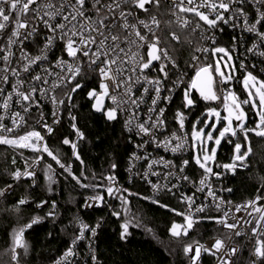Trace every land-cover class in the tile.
Segmentation results:
<instances>
[{
	"label": "snow or ice",
	"instance_id": "obj_1",
	"mask_svg": "<svg viewBox=\"0 0 264 264\" xmlns=\"http://www.w3.org/2000/svg\"><path fill=\"white\" fill-rule=\"evenodd\" d=\"M245 5H250L255 11V19H249V11ZM203 9H206L204 11ZM143 14V18H141ZM185 14H193L198 17V21L193 23ZM165 16L171 19H164ZM207 25V28H203ZM238 23L242 31L253 33L257 38L246 51L264 57V0H0V109L3 115H0V144L9 145L13 148H28L35 152H40L32 165L26 161L25 170L19 169L11 173L14 180L19 181L23 178H32L34 180L36 172L34 165L43 159V153L51 157L62 169L71 174V166L61 163L58 155L48 147L45 137L40 131L35 129L27 131L23 135L12 136L9 134L16 132L27 123V117L30 116L32 109H37V124H40L48 135L54 131V125L61 122L60 107L64 106L66 101L69 107L72 103V94L83 85L76 83L63 97H59L56 90L70 84L82 75L83 68L86 66L90 71L98 73L100 80L99 91L92 89L87 93L89 99L94 100L93 108L97 112H102L109 121L116 120L118 113L127 112L128 117L125 120V128L129 132H135L138 136H147L148 140H143L136 147L144 148L149 143H155L156 146L163 147L165 151L177 153L188 144L189 136L187 133L178 135L173 132L171 136L165 137L163 141L158 140L157 132L165 127V108L159 107L160 101L172 102V93L175 88L184 83L183 77L186 72L180 71V66L175 57L171 54V41L180 42V36L172 30L173 26H179L182 29H189L191 32L200 31L201 40H210L216 45L215 32H223L221 25H230L236 28ZM212 31L211 36L205 35ZM38 38L43 39V45L39 47L38 55H31L28 45L36 42ZM237 38L233 37V48L230 51L227 47L214 46L212 48L197 46L194 53L206 55L211 52L215 57L217 54H223L215 60V64H205L201 62V56L193 54L189 66L194 68V76L183 92V107L191 110L195 106V100L192 98V90L199 92L204 101L221 100L222 110L218 108H208L205 113L197 117L192 124L190 134L191 147L195 153L193 159L195 163L203 170V176L199 181L200 187L197 191L207 190V197L212 198L215 209L223 211L219 217L197 216L204 213L208 204L195 205L193 196L181 195L182 203L186 204L184 212L170 209L176 215L183 218V223L173 222L169 232L172 237L179 238L188 236L194 225L202 220H214L216 223L229 229L226 238L217 237L211 247L201 244L199 241L185 244L183 251L189 256L190 264H198L202 253L214 256L217 264H234L232 257L239 251L238 246H229L226 243L231 242L233 235L241 236L246 233L236 231L243 225L255 226L251 228L252 236L255 237V244L252 255L255 260H250L249 264H261L264 261V193H260L253 200L247 201L243 205H235L236 213L244 211L251 219L245 217H236L232 215V209H223V205L230 201H224L218 197L216 191L209 183V178L215 176L219 178L222 173L214 172L210 165L222 167L226 171L235 173L237 168H247V159L252 154L249 136L254 134L257 137L264 138V80H260L247 66L241 62L240 68L244 70L241 84L247 97L241 99L231 87H222L220 94L214 90L213 85L218 78L220 85H230L236 78V65L233 63V52ZM190 43V41H189ZM63 46L64 52L71 60H65L58 57L52 68L59 69L53 71L52 68L43 67L44 62L48 61V53L55 48ZM18 50L19 55L17 56ZM223 63V68L221 64ZM41 67L42 71L32 75L33 66ZM169 68L176 72L177 79L171 81L172 88L165 89V81L170 80ZM255 68V65H253ZM149 71H158L162 75L149 77ZM264 71V69H261ZM27 73V76L23 74ZM53 77V79H49ZM110 82V83H109ZM141 85L142 92L136 95L140 89H135V85ZM5 85H10L11 90L6 91ZM147 85V86H145ZM168 91V96H163V91ZM154 93V95H152ZM145 96L151 97V104L147 109L146 119H140L139 108L145 103ZM105 98L112 102V107H105ZM47 99L54 107L51 113L52 124L47 122L43 112V100ZM18 105L19 111H12V108ZM245 106H249L255 113L257 119L254 127H248V113ZM221 111L226 113L221 115ZM23 113V114H22ZM71 124L78 140L84 138L75 124L76 117L71 115ZM11 120L12 126L4 123L5 118ZM175 119L179 123L181 130L185 127L187 116L177 110ZM235 122V124H234ZM222 127H218L221 125ZM202 125V127H200ZM208 129V131H205ZM218 133V134H217ZM242 136L244 143L234 142L232 137ZM222 141L233 145V156L231 163L220 165L216 163L217 149ZM43 142V143H42ZM175 142V143H173ZM211 145L210 146V143ZM62 143L70 145L73 155L77 160L80 159L77 150L78 145L64 138ZM247 145V147H246ZM144 159L149 160L148 155L139 156L135 153L130 158L128 171L133 173L135 164L131 161ZM13 163L15 161L13 160ZM83 163V161H81ZM189 164L188 160L182 162L179 172L183 173L184 168ZM155 165H162L166 169L174 167L171 161H165L162 157L152 159L148 162V171L144 172L143 178L151 185L154 196L160 191L166 190L172 192L177 188L176 184L153 183L149 177L158 176L160 173L152 171ZM113 164L112 168L115 169ZM31 169V170H29ZM52 165L46 166L45 175L49 183H55ZM136 174V173H133ZM176 174L169 171L164 175L168 180ZM73 179L80 183L79 178L73 176ZM109 181L104 187L102 184L84 185L81 187H92L98 189L104 187L107 195L121 202V207L127 213L128 195H138L130 193L125 188L113 187L116 183L114 175L105 177ZM182 180H188L189 177L182 175ZM264 180V177L261 178ZM13 185L9 184L4 189H0V197H4L6 192ZM231 191V189H226ZM143 199H152L153 203L159 204V200L153 197H142ZM28 203L26 199H20L14 206V210L19 212L20 206ZM47 201L41 202L38 207L43 206ZM106 203L104 195L99 191L96 195L88 197L85 202L86 208L102 207ZM167 207V205H161ZM55 202L52 203V211L49 216H55ZM251 209V211H249ZM112 215L119 218L121 212L112 211ZM41 217H33L27 224L13 230L12 233V260L19 264L18 249H22L25 254L28 251V244L25 240V232L34 224L41 221ZM229 219L234 222L229 223ZM74 224L78 227V233L72 240V246L69 247L56 264H69L68 258L75 255L74 247L80 241L86 238V233L95 237L99 223L94 227L87 224L80 217L74 218ZM142 226L138 222L133 224L130 218H126L120 225L121 239L130 235L129 228ZM151 231V229H147ZM92 251L91 259L96 264L97 257ZM222 253V254H221Z\"/></svg>",
	"mask_w": 264,
	"mask_h": 264
},
{
	"label": "trees",
	"instance_id": "obj_2",
	"mask_svg": "<svg viewBox=\"0 0 264 264\" xmlns=\"http://www.w3.org/2000/svg\"><path fill=\"white\" fill-rule=\"evenodd\" d=\"M164 19L170 18L165 16ZM172 30L180 36V42L171 41L174 50L170 49V52L180 68L186 69L191 63V56L195 54L194 50L199 42L194 34L176 25ZM212 57L213 55H210L208 60ZM81 84L83 87L75 94L72 106L69 107L67 102L65 103L62 125L48 143L61 163L71 166V174L62 169L51 157L46 156L38 175L36 188H31L29 181L23 180L8 197L0 201V264H17L12 260L11 252L13 230L27 224L37 216L42 218L41 221L24 234L28 244L27 254L22 249L17 250L19 264H50L68 247L75 236L74 218L80 215L84 198L97 192L92 187H81V184H102L104 177L109 173H115L121 178L124 176L132 149L122 122L119 117L109 121L103 113L94 110L93 100L89 99L87 93L93 88L98 91L95 73L86 71ZM237 91L244 99L247 97L243 87L237 86ZM183 92L184 90L179 93L169 110L167 131L191 133L195 118L212 106L221 107V100L204 101L199 92L193 90L192 98L196 102L195 106L191 110L186 109L183 107ZM245 107L249 113L248 127H254L257 117L249 106ZM177 110L187 116L183 130L179 128V123L175 119ZM69 111L76 117V127L84 134V138L77 143L79 160L73 155L71 146L62 143L64 138L74 143L77 138L71 127L73 121L70 119ZM232 140L244 143L242 136L232 137ZM249 140L252 154L247 159L248 167L227 177L226 185L231 189L228 195L236 202L253 198L258 189L264 193V180L261 179L264 177V138L250 134ZM15 153L17 151L0 145V188L11 181V173L14 169L11 158ZM232 156L233 145L223 141L216 163L230 162ZM193 157L194 153L190 159L193 160ZM49 164L52 165L51 174L55 180V183L51 184V191H49V183L45 175L46 166ZM113 164L116 165L115 169L112 168ZM73 176L79 178L80 183H77ZM132 188L138 193L146 190V187L139 183L137 187ZM20 198H26L32 202L20 206L17 212L14 206ZM44 198L57 202L55 216L48 215L47 207H35L34 203ZM161 205H167V207H161ZM173 206L179 207L174 199L167 196L162 197L159 204L136 197L128 199L127 213L121 207V202L115 204L113 210L121 212L119 218L103 209L85 213L86 218L91 222L103 223L98 243L99 264H187V255L183 251L184 245L208 237L209 234L205 231L208 226L199 225L188 238L172 237L169 229L174 221L179 220V217L169 209ZM126 218H130L133 224L138 222L142 226H130V235L121 239L120 225ZM261 264H264V261Z\"/></svg>",
	"mask_w": 264,
	"mask_h": 264
},
{
	"label": "built area",
	"instance_id": "obj_3",
	"mask_svg": "<svg viewBox=\"0 0 264 264\" xmlns=\"http://www.w3.org/2000/svg\"><path fill=\"white\" fill-rule=\"evenodd\" d=\"M245 7L249 11V19L254 20L255 19L254 9H252L250 5H245ZM203 10L206 11V9H203ZM185 15H187L188 18L193 21V23L198 21V17H195L193 14H185ZM141 18H143V14H141ZM169 18L171 19V17H169ZM200 23L202 24L203 28H205V29L207 28V25H203V22H200ZM221 27H223V29H224L223 32L216 31L214 33L215 38H216V45H213L210 40H201L200 39V35H201L200 31L193 33L189 29H182L180 27L179 28L182 30H185V31H189L190 33L194 34L197 37V40L199 42V43L197 42L198 43L197 46H204V47H208V48H212L214 46H223V47H227L231 51L233 48V37L237 38V41L235 44L236 50L233 52V57H234L236 67H237V74L235 75L236 78L231 82L230 85H223L222 86L218 83V90L220 93V89L222 87H231L232 90L241 99H244L237 91V86L242 87L241 80H242V77L244 75V70L240 68V64H241V62H243L247 66L248 71H251L252 73H256L264 79V71H261V69H264V57H261L259 55H254L253 53H249L246 51L254 43H257V38L255 37V34L242 31V27L239 23H238L236 28H233L230 25H221ZM261 31H264V29H261ZM212 34H213L212 31H208L205 33V35H208V36H211ZM42 45H43V39L42 38H38L36 40V42L29 44L28 50H29L30 54L31 55H38L39 54V47H41ZM261 50H264V48H261ZM14 51H17V56H18L19 55L18 50L14 49ZM195 54L198 56H201V62L202 63L206 62L208 60L209 56L212 55L211 52L207 53L206 55L198 53V52ZM219 55L221 56V54H219ZM58 57H63V59L69 60V61L71 60V58H69L67 56V54L64 52L63 46L61 45V46L55 48L52 52L48 53V61L44 62L43 67L52 68V65L55 64L56 59ZM189 65L186 69L180 68L181 72H186L187 74L184 75V77H183L184 83L180 84L179 87L175 88L174 92L172 93V96H173L172 102L167 103L166 101H163V100L159 102V107L166 109L165 114H164L165 120H166L165 127L163 129H161L159 132H157V138L160 141H163L165 137H169L173 133L172 131H167V125H168L167 124V117H168V113H169L170 108L172 107L173 103L176 100V97L179 95V93L182 90H184L186 88V85L191 80L192 75L194 76V68L189 66ZM253 65H255V68H253ZM0 66H2V65H0ZM52 70L53 71H59V69H56V68H52ZM41 71H42L41 67H37L34 65L31 74L35 75L36 73H39ZM86 71H90V70L86 66H84L81 76H78L76 78V80H73L70 84H66L65 87L58 88L56 90L58 96L63 97L65 95V93L70 92L71 88L76 83L81 84V79L83 77V74ZM93 73H95V75L97 77L98 91H99L100 80L98 77V73H96V72H93ZM147 74L149 75V77H155L158 75H162L158 71H149ZM23 75L27 76L28 74L24 73ZM169 75H170V80L165 81V84H164L165 89L172 88L171 81H175L177 79L176 72L174 70H172L171 68H169ZM49 79L51 80V79H53V77H49ZM145 86H147V85H145ZM5 89H6V91H10L11 86L5 85ZM135 89H140V91L136 92V95L139 96L142 92L141 85H139V84L135 85ZM152 95H154V93H152ZM162 95L168 96L169 92L165 90L162 92ZM145 101L146 102L141 104V106L138 110L140 119H146L147 109L151 104V97L145 96ZM93 103H94V100H93ZM104 103H105V107H112L113 106L112 102L107 98H105ZM64 106L60 107V112L62 115L61 122L59 124L54 125V131L51 135H48L46 133V130H44L40 124L36 123V120L38 119L37 109L33 108L30 116L26 118L27 123L22 128L18 129L16 132L9 134L10 138L12 136L23 135L27 131L35 129L36 131L41 132V134L45 137V141L47 142V145H48L49 140L56 134L57 130L62 125L63 115H64ZM53 107L54 106L47 99L43 100V112H44V114L47 118V122L49 124H52L51 113L53 111ZM19 110L20 109H19L18 105H15L12 108V111H19ZM0 115H3L2 109H0ZM118 117L120 118V120L122 122L123 129L127 135L129 143L131 144L132 151H131V155L129 157L123 178H121L119 175H117L115 173H109L105 176V177H107L108 175H114L115 176L116 183L113 185L114 188L115 187L125 188L130 193H137L138 194V195H128V193H124V195L127 196V199H132V198L138 197V199H141V200H144L147 202H151V203H153L152 199H143L142 197H153L154 199L159 200V202H160L161 198L164 196L171 197L172 199L175 200V202H177L179 207L173 206V207H170L169 209H176L177 211H180V212H184L186 209V204L181 202V199H180L181 195L183 194L185 196H190V197L194 195L195 205L193 206V210H194L195 206H197V205H203V204L209 205V208L204 213H199V214H197V216L219 217V216L223 215V211L218 212L215 209V207L212 206L213 201H212V198L207 197V190H205L203 192L197 191V188L200 187L199 181L203 176V170L200 171V169H198V167L196 166L194 159L193 160L190 159V156L194 153V151L191 147V140H190V134L191 133H189L187 131H179V132L174 131L178 135H184L185 133H187L189 136L188 144L185 146L184 149H182L181 151H178L177 153H172L170 150L165 151L163 147L158 148L155 143H149V144L145 145L144 148L138 149L136 146L138 144H141L143 142V140H148V137L147 136H143V137L138 136L135 134V132H129L125 128V120L128 117L127 112L118 113ZM4 123L6 125H8L9 127L12 126L11 120L7 119V117L5 118ZM173 143H175V142H173ZM0 145H4V144H0ZM48 147H49V145H48ZM134 153L136 155H139V156H144L147 154L149 157L148 161H146L144 159H141L138 161H131V163L135 164V168L133 169V173H136V174L130 173L128 171L129 166H130V158L133 156ZM40 155H41L40 152H35V151H32L31 149H28V148H22L21 151H17V153H15L11 158V165L14 168L12 173L17 169L24 171L25 166H26V161H27L28 165H32L33 160L37 156H40ZM46 156H48V155L46 153H43V159L40 160V162L38 164L33 166L35 168V172H36L34 180L32 178H23L22 177L19 181H17V180H14L12 178V175H11V181L9 183H7L5 186L1 187L0 189L6 188V186L9 184L13 185V187L6 192V195L4 197H0V201L5 199L6 197H8L15 190L16 186L20 182H22L23 180H28L30 187L36 188L38 175H39V172L41 170L42 164H43ZM161 157L165 161H171L173 163L174 167H172L171 169H166L162 165H155L152 168V171L158 172V173H160V175L150 176L149 179L153 183H160V184L167 183V184H169V186H171V184H176L177 188L173 189L172 192L162 190V191H160V193L158 195L154 196L153 189H152L151 185L143 178V176H144V172L148 171V162L152 159H159ZM13 160L15 161V163H13ZM184 160H188L189 164L187 167L184 168L183 173H180L179 168L182 166V162ZM227 163H231V161L225 162V163H218V164L223 165V164H227ZM244 169L245 168H237L236 172L244 170ZM29 170H31V169H29ZM169 171L175 173L176 175L173 177H170L168 180H165L164 175ZM213 171L222 173V175L219 178H217L215 176H211L209 178V183L211 184L212 188L216 191V194L218 197H221L224 201H230L231 202L230 204H228V203L224 204L222 206L223 209L224 210L232 209V215L233 216H236V217L243 216V217H245V219H251V217H248L247 213L244 211L236 213L234 206L235 205H243L247 201L253 200L256 197V195L261 193V189H260V193L257 192L253 198L245 200V201H241V202H236L229 197V195H228L229 191H226V189H229L226 185L227 177H229V175H231L233 173L231 171L224 170L222 167H216L215 165H214ZM182 175L189 177V179L188 180L180 179V177ZM105 177H104V181L102 183V185L104 187H106L109 183V181L106 180ZM138 183L142 184L143 186L146 187V190L144 192L138 193L136 190H134L132 188L134 186L137 187ZM104 187L96 189L97 192L99 191L105 197L106 203L102 207L86 208L84 206L87 198L96 195L97 192L95 194L87 195L84 198V201H83V204L81 207V212H80V215L78 217H80L83 221H85L87 224H89L93 227L97 223H99L100 226L96 230L95 237H92L90 233H86V238L83 240H80L75 245V247H74L75 255L68 258L69 264H94V262L91 259V256L93 253H92V251H90L89 244H91L92 249L94 250V254L97 257L96 264H99V262H100L98 243H99V237H100V233H101V230L103 227V223L91 222L90 220H88L86 218L85 213H90V212L97 210V209H103V210L107 211L108 213H110L113 211L115 204L120 202L117 199H113V198L109 197L107 195L106 191L104 190ZM20 199H26V198H20ZM26 200L28 201V203L32 202V200H29V199H26ZM43 201H47V203H44L43 206L38 207L37 205L41 204V202H43ZM53 202H55V204H56V208H55V215H56V213H57V202L55 200L44 198L41 201L35 202L34 205L36 208L47 207L48 213H49L50 211L53 210L52 209V203ZM28 203H26V204H28ZM260 203L264 204V200H262ZM249 211H251V209H249ZM50 217H53V216H50ZM178 217H179V220L175 221V222L183 223L184 222L183 218L181 216H178ZM232 222H234V221L232 219H229V223H232ZM201 224H205L208 226L207 229H205V231L209 234V236L206 237L204 240H194V241H199L201 244H205L208 247L212 246L215 238H217V237L226 238L228 233L230 232L229 229L224 228L222 225L216 223L214 220L205 219V220H202L200 223L194 225L193 229L190 231V235L192 234V232H195L197 227ZM254 226H255V222H253V224H251V225H243V223H242L241 227L236 229V231H242L246 234L238 236V237L233 235L231 242H228L226 240V243H228L229 246L235 245V246L239 247V251L237 252V254L232 257L234 264H249L250 260L256 259L255 256L252 255V250H253L254 244H255V237L252 236L251 228ZM77 233H78V227L76 226L75 235ZM169 234H170V232H169ZM73 238H72V240H73ZM72 240L70 241L68 247L57 258H55L53 261H51L50 264H56V261L60 260L63 257L66 250L72 246V243H71ZM187 264H190V260H189L188 255H187ZM198 264H217V260L214 256L208 255L207 253H202L201 257L198 261Z\"/></svg>",
	"mask_w": 264,
	"mask_h": 264
},
{
	"label": "rangeland",
	"instance_id": "obj_4",
	"mask_svg": "<svg viewBox=\"0 0 264 264\" xmlns=\"http://www.w3.org/2000/svg\"><path fill=\"white\" fill-rule=\"evenodd\" d=\"M221 55H223V54H221ZM220 55L219 54H217L215 57L213 56L212 58H210L209 60H207L205 63H207V64H215V60L219 57ZM233 63L236 65V63H235V60H234V57H233ZM221 67L223 68V63L221 64ZM237 68V67H236ZM237 74V71H236V73H235V75ZM254 75H256L260 80H264L263 78H261L260 76H258L257 74H255V73H253ZM213 88H214V90L215 91H217V93H219V90H218V78H217V80H216V82H215V84L213 85ZM93 89H95V88H93ZM92 90V89H91ZM90 90V91H91ZM97 90V89H96ZM193 91V90H192ZM220 94V93H219ZM210 108H218V110H222V103H221V107H218V106H212V107H210ZM245 111L248 113V110H247V108L245 107ZM206 112V111H205ZM204 112V113H205ZM226 113H224L223 111H221V115H225ZM106 117V116H105ZM200 117V116H199ZM248 117H249V113H248ZM197 118H195V120H196ZM249 120V119H248ZM195 122V121H194ZM248 122V121H247ZM234 124H235V122H234ZM200 127H202V125H200ZM218 127H222V124L221 125H218ZM205 131H208V129H206ZM218 134V133H217ZM210 143V146H212L211 145V142H209ZM222 143H223V141H222ZM222 145V144H221ZM4 146H7V147H9V148H11V149H13V150H15V151H21V149L22 148H13V147H11V146H9V145H4ZM219 149H220V146L218 147V149H217V154H216V161H217V156H218V152H219ZM194 155H195V153H194ZM195 162V161H194ZM197 165V164H196ZM210 165L214 168V165L215 164H211V162H210ZM198 166V165H197ZM199 167V166H198Z\"/></svg>",
	"mask_w": 264,
	"mask_h": 264
},
{
	"label": "water",
	"instance_id": "obj_5",
	"mask_svg": "<svg viewBox=\"0 0 264 264\" xmlns=\"http://www.w3.org/2000/svg\"><path fill=\"white\" fill-rule=\"evenodd\" d=\"M78 91H79V89H78L75 93L72 94V103H73V98H74L75 94H76ZM72 103H71V106H72ZM96 112H97V111H96ZM99 113H101V112H99ZM79 141H80V139L78 140V138H76L75 143H78ZM189 235H190V232H189L188 236H183V237H184V238H188Z\"/></svg>",
	"mask_w": 264,
	"mask_h": 264
}]
</instances>
